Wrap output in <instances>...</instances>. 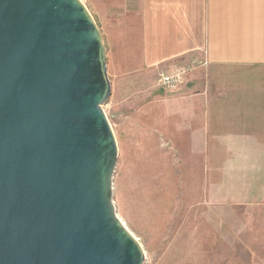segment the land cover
<instances>
[{
	"label": "water",
	"instance_id": "water-1",
	"mask_svg": "<svg viewBox=\"0 0 264 264\" xmlns=\"http://www.w3.org/2000/svg\"><path fill=\"white\" fill-rule=\"evenodd\" d=\"M111 89L82 0H0V264H143L113 199Z\"/></svg>",
	"mask_w": 264,
	"mask_h": 264
},
{
	"label": "rangeland",
	"instance_id": "rangeland-1",
	"mask_svg": "<svg viewBox=\"0 0 264 264\" xmlns=\"http://www.w3.org/2000/svg\"><path fill=\"white\" fill-rule=\"evenodd\" d=\"M82 2L107 52L112 89L103 108L118 144L113 199L145 250L143 264H264V202L237 203L239 179L220 175L201 132L186 128L180 90L208 60L191 55L175 66L128 71L135 2ZM190 66L181 82L160 85L162 74Z\"/></svg>",
	"mask_w": 264,
	"mask_h": 264
},
{
	"label": "crops",
	"instance_id": "crops-1",
	"mask_svg": "<svg viewBox=\"0 0 264 264\" xmlns=\"http://www.w3.org/2000/svg\"><path fill=\"white\" fill-rule=\"evenodd\" d=\"M123 1L136 8L126 70L207 59L180 90L186 128L239 179L237 203L264 202V0Z\"/></svg>",
	"mask_w": 264,
	"mask_h": 264
},
{
	"label": "built area",
	"instance_id": "built-area-1",
	"mask_svg": "<svg viewBox=\"0 0 264 264\" xmlns=\"http://www.w3.org/2000/svg\"><path fill=\"white\" fill-rule=\"evenodd\" d=\"M193 68L190 66L188 68H183L180 71L162 74L160 77V85L163 88H171L174 86L175 83L181 82L183 80L184 74H187L189 71H191Z\"/></svg>",
	"mask_w": 264,
	"mask_h": 264
}]
</instances>
